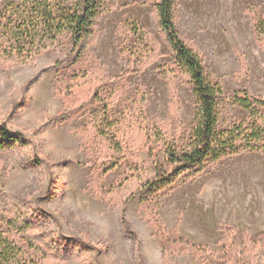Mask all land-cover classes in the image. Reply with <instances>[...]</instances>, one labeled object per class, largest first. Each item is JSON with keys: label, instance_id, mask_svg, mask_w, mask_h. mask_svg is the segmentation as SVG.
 <instances>
[{"label": "rangeland", "instance_id": "obj_1", "mask_svg": "<svg viewBox=\"0 0 264 264\" xmlns=\"http://www.w3.org/2000/svg\"><path fill=\"white\" fill-rule=\"evenodd\" d=\"M108 1L76 64L69 37L28 64L0 59V121L24 141L0 151V210L27 216L39 249L12 238L32 264H226L230 199L262 194L264 152L209 159L157 193L142 190L153 143L191 140L193 82L160 31L157 0ZM176 1L181 37L223 87L219 127L244 120L234 93L264 100V34L254 26L264 0ZM169 233L199 249L163 251ZM247 235L244 264H264V246Z\"/></svg>", "mask_w": 264, "mask_h": 264}, {"label": "trees", "instance_id": "obj_2", "mask_svg": "<svg viewBox=\"0 0 264 264\" xmlns=\"http://www.w3.org/2000/svg\"><path fill=\"white\" fill-rule=\"evenodd\" d=\"M176 4V0H157L154 7L175 64L193 82L195 119L191 140L185 146L166 143L163 148H155L153 143L149 166L152 176L142 185V190L152 194L172 185L182 173L201 168L209 159L215 161L243 152H264V100L252 98L246 92H235L234 103L248 115L240 122L219 127L218 100L224 94L223 87L211 79L201 55L181 37L175 23ZM110 8L108 0H0V59L28 64L53 49L64 37H69L71 51L76 54L73 64H76L87 54L88 40L94 34L97 19ZM252 8L250 5L248 10ZM254 26L256 35H263L264 17H259ZM94 94L97 97L98 90ZM102 109L101 122L111 124L107 106L103 105ZM23 142L22 134L0 121V151ZM130 202L131 198L125 206ZM14 210L17 212L13 216L0 210V264H32L24 249L12 238V232L20 234L33 249H39V236L30 233L31 220L16 207ZM233 229L235 233L224 259L226 264H244V246L249 238L245 232ZM252 243L255 247L264 246V232ZM160 246L163 251H185L189 246L199 249L177 233L164 236Z\"/></svg>", "mask_w": 264, "mask_h": 264}, {"label": "crops", "instance_id": "obj_3", "mask_svg": "<svg viewBox=\"0 0 264 264\" xmlns=\"http://www.w3.org/2000/svg\"><path fill=\"white\" fill-rule=\"evenodd\" d=\"M245 193L237 192L230 199L234 203L228 209V222L238 230L256 236L264 231V191L247 199Z\"/></svg>", "mask_w": 264, "mask_h": 264}]
</instances>
